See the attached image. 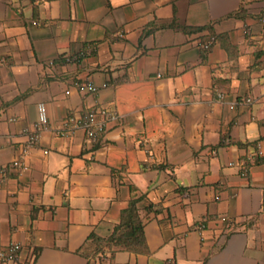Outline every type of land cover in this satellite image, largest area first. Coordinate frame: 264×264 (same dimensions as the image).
I'll return each mask as SVG.
<instances>
[{"label": "crops", "instance_id": "0c3cea01", "mask_svg": "<svg viewBox=\"0 0 264 264\" xmlns=\"http://www.w3.org/2000/svg\"><path fill=\"white\" fill-rule=\"evenodd\" d=\"M3 167L0 264H264V0H0ZM133 200L146 248L96 252Z\"/></svg>", "mask_w": 264, "mask_h": 264}, {"label": "built area", "instance_id": "2783aa9c", "mask_svg": "<svg viewBox=\"0 0 264 264\" xmlns=\"http://www.w3.org/2000/svg\"><path fill=\"white\" fill-rule=\"evenodd\" d=\"M120 36H123L122 34ZM215 38L202 42L201 48L209 50L214 43ZM72 59H77L73 57ZM106 86V85H104ZM88 89L95 91L94 86H88ZM107 111L92 109L83 115H72L63 121L64 128L81 129L86 134L87 144H97L105 130V124L99 120V116H108ZM50 128L46 105L41 103L38 105V120L32 130H26L28 140L23 147L21 155L14 160L12 165L20 169L24 166V159L30 154L31 150L37 145L42 134ZM246 171V170H245ZM7 174L6 168H0V184L3 182ZM246 175V172H244ZM20 244H10L7 247L0 244V263L15 261L21 251Z\"/></svg>", "mask_w": 264, "mask_h": 264}, {"label": "trees", "instance_id": "16d2710c", "mask_svg": "<svg viewBox=\"0 0 264 264\" xmlns=\"http://www.w3.org/2000/svg\"><path fill=\"white\" fill-rule=\"evenodd\" d=\"M143 227L138 201L133 200L128 209L123 211L121 223L108 240H102L95 236H92L91 239L97 245L96 252L101 251L104 246L110 243H115L128 250L141 251L146 248Z\"/></svg>", "mask_w": 264, "mask_h": 264}]
</instances>
